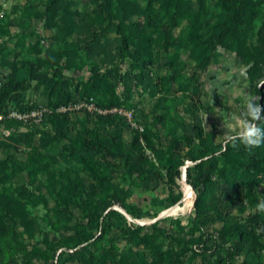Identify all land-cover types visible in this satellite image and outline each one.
I'll return each mask as SVG.
<instances>
[{
  "label": "rangeland",
  "instance_id": "obj_1",
  "mask_svg": "<svg viewBox=\"0 0 264 264\" xmlns=\"http://www.w3.org/2000/svg\"><path fill=\"white\" fill-rule=\"evenodd\" d=\"M0 71L102 109L7 124L0 264H264V146L222 137L264 103V0H0Z\"/></svg>",
  "mask_w": 264,
  "mask_h": 264
},
{
  "label": "built area",
  "instance_id": "obj_2",
  "mask_svg": "<svg viewBox=\"0 0 264 264\" xmlns=\"http://www.w3.org/2000/svg\"><path fill=\"white\" fill-rule=\"evenodd\" d=\"M4 81V72L0 71V89L3 87ZM76 110H87L99 113L102 111V109L96 105L93 97H89L85 100L80 99L74 104H58L53 107L48 105H38L28 108H20L14 103H9L4 110L0 111V139L10 135V129L7 127V124L10 122L18 123L23 129H28V127L40 124L50 115L58 113L65 114ZM115 111H120V109L116 108Z\"/></svg>",
  "mask_w": 264,
  "mask_h": 264
},
{
  "label": "clouds",
  "instance_id": "obj_3",
  "mask_svg": "<svg viewBox=\"0 0 264 264\" xmlns=\"http://www.w3.org/2000/svg\"><path fill=\"white\" fill-rule=\"evenodd\" d=\"M222 137L223 143L231 144L233 148L239 144L249 149L264 146V103L248 99L245 102V115L238 117L233 130L224 131ZM255 207L258 212L264 213V199H260Z\"/></svg>",
  "mask_w": 264,
  "mask_h": 264
},
{
  "label": "bare ground",
  "instance_id": "obj_4",
  "mask_svg": "<svg viewBox=\"0 0 264 264\" xmlns=\"http://www.w3.org/2000/svg\"><path fill=\"white\" fill-rule=\"evenodd\" d=\"M184 170H185V168H184ZM185 193H186L185 198H184L185 206H181V204H176V205L172 206L171 208H168V210L164 213L176 212L179 210L184 211L185 209H188L190 207V205L192 204V201H193L194 190L187 183H185Z\"/></svg>",
  "mask_w": 264,
  "mask_h": 264
},
{
  "label": "trees",
  "instance_id": "obj_5",
  "mask_svg": "<svg viewBox=\"0 0 264 264\" xmlns=\"http://www.w3.org/2000/svg\"><path fill=\"white\" fill-rule=\"evenodd\" d=\"M172 28H173L172 24H167L166 25V29H165L166 33L170 34ZM9 86H10V83L7 82L6 78H5L4 85L0 89V92L5 91V90H8V91L12 92V91L15 90V89H12V87L8 88ZM9 103H14V102H11L10 100H7V98L5 96H3V95H0V111L4 110L8 106ZM196 203H198V201Z\"/></svg>",
  "mask_w": 264,
  "mask_h": 264
}]
</instances>
